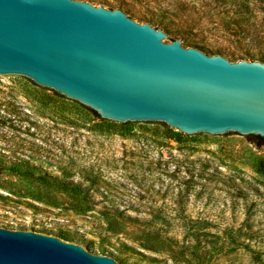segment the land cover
<instances>
[{"label": "rangeland", "instance_id": "1", "mask_svg": "<svg viewBox=\"0 0 264 264\" xmlns=\"http://www.w3.org/2000/svg\"><path fill=\"white\" fill-rule=\"evenodd\" d=\"M81 1L231 62L264 63V0ZM0 153L97 197L94 207L0 159V226L73 240L85 232L102 254L141 264H264V144L249 135L191 139L165 123L123 125L17 75L0 77Z\"/></svg>", "mask_w": 264, "mask_h": 264}, {"label": "water", "instance_id": "2", "mask_svg": "<svg viewBox=\"0 0 264 264\" xmlns=\"http://www.w3.org/2000/svg\"><path fill=\"white\" fill-rule=\"evenodd\" d=\"M173 38L128 11L86 1L0 0V77L29 78L123 125L165 123L191 139L264 137V63L231 62ZM0 159L96 205L84 184L55 179L28 159ZM115 254H102L85 232L73 240L0 226V264H141Z\"/></svg>", "mask_w": 264, "mask_h": 264}, {"label": "trees", "instance_id": "3", "mask_svg": "<svg viewBox=\"0 0 264 264\" xmlns=\"http://www.w3.org/2000/svg\"><path fill=\"white\" fill-rule=\"evenodd\" d=\"M174 40V39H172ZM94 113H96L95 111H93ZM249 135V138L251 139V141H253L256 145H262L264 144V137H261L259 135H254V134H248ZM259 167L264 171V159L260 160L259 161ZM14 170V169H13ZM25 174H31V173H25ZM43 181L46 179L44 177H40ZM47 182V181H46ZM235 243V240L234 238L231 237L230 241H229V244H234Z\"/></svg>", "mask_w": 264, "mask_h": 264}]
</instances>
